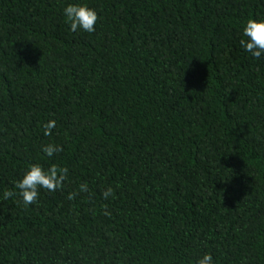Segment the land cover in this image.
I'll use <instances>...</instances> for the list:
<instances>
[{
  "label": "trees",
  "instance_id": "trees-1",
  "mask_svg": "<svg viewBox=\"0 0 264 264\" xmlns=\"http://www.w3.org/2000/svg\"><path fill=\"white\" fill-rule=\"evenodd\" d=\"M0 264H264V0H0Z\"/></svg>",
  "mask_w": 264,
  "mask_h": 264
}]
</instances>
